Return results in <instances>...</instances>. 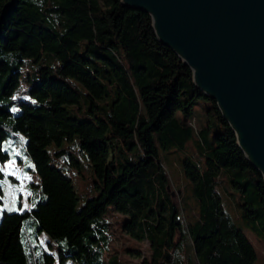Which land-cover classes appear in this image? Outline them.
Instances as JSON below:
<instances>
[{
    "label": "trees",
    "instance_id": "obj_1",
    "mask_svg": "<svg viewBox=\"0 0 264 264\" xmlns=\"http://www.w3.org/2000/svg\"><path fill=\"white\" fill-rule=\"evenodd\" d=\"M46 56L52 62L28 74L31 101H17L13 114L21 67ZM82 97L85 108L79 107ZM200 102L214 124H194ZM0 115V164L9 159L5 137L22 133L31 171L40 179L29 210L0 216V264H64L68 257L76 264H120L106 252L108 210L125 215L126 231L149 242L150 259L143 264L178 260L171 249L182 230L197 264H254L249 234L264 245L263 179L215 101L158 42L147 13L121 0H0ZM74 136L98 190L79 209L71 178L50 164L48 151ZM161 150L182 154L177 189L186 193L187 205L191 199L195 204L187 220L179 218L182 200L167 187L171 176ZM6 177L0 168V184ZM29 219L32 238L24 226ZM40 232L58 244V259L36 250Z\"/></svg>",
    "mask_w": 264,
    "mask_h": 264
},
{
    "label": "water",
    "instance_id": "obj_2",
    "mask_svg": "<svg viewBox=\"0 0 264 264\" xmlns=\"http://www.w3.org/2000/svg\"><path fill=\"white\" fill-rule=\"evenodd\" d=\"M147 13L158 42L215 101L264 182V0H121ZM170 187L169 185L167 186Z\"/></svg>",
    "mask_w": 264,
    "mask_h": 264
},
{
    "label": "rangeland",
    "instance_id": "obj_3",
    "mask_svg": "<svg viewBox=\"0 0 264 264\" xmlns=\"http://www.w3.org/2000/svg\"><path fill=\"white\" fill-rule=\"evenodd\" d=\"M49 58L46 56L42 62L41 59L38 61L29 59L24 62L20 70V85L11 95V98L15 100L14 104L9 107L13 114L19 111V107L16 105L17 101H31L28 93V74H31L38 68L40 63L52 62ZM54 60L57 61L55 57ZM77 106L75 105V107ZM65 107L71 113L80 112L78 109L74 111L72 105H65ZM79 107H86L83 97L80 99ZM204 107L206 106L202 102L195 105L193 119L195 120L194 124L198 127L206 125L207 122L215 123L214 117L207 114ZM212 127L216 129V126L212 125ZM25 143L26 137L22 133H11L2 142V150L9 154V159L0 164V168L7 176L0 184V216L4 210L18 212L29 210L32 190L38 188L40 184L39 177L31 171L33 163L25 151ZM63 149L65 150L61 151ZM48 151L50 153V164L61 168L65 175L71 178L77 196L76 207L78 209L87 198L98 194V190L94 187L95 179L89 159L86 152L79 149L77 136H74L72 140L64 139L60 146L52 143L48 147ZM181 156L182 154L180 153L160 151L161 164L168 175L171 176L169 188L172 189L175 199L178 201L182 200L183 207L185 208L179 217L184 221L187 220L188 214L193 213L195 204L193 199H191L188 202L189 205H187L185 201L186 193L183 191L180 194L177 189V187H180L179 183L182 182V169L179 161ZM104 218L109 222L110 242L108 251L106 252L110 256H117L120 264H143L145 260L148 261L150 259L151 249L149 242L146 239H136L123 227V223L126 220L125 215L114 210H108L104 214ZM24 226L26 231L29 232V238H32L34 231L32 219L25 221ZM249 236L257 251L254 264H264V245L251 234ZM173 241L175 244L171 249V255L173 258L178 256L179 261L175 258L172 264H197L190 238L185 230H182L179 235H175ZM35 243L37 244L36 250L47 252L54 256L55 259H58V244L45 232L38 234V240H35ZM64 264H76V262L71 257H68L64 259Z\"/></svg>",
    "mask_w": 264,
    "mask_h": 264
}]
</instances>
